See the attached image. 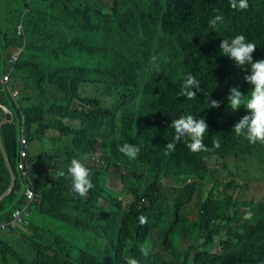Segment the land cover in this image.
<instances>
[{"label":"trees","instance_id":"1","mask_svg":"<svg viewBox=\"0 0 264 264\" xmlns=\"http://www.w3.org/2000/svg\"><path fill=\"white\" fill-rule=\"evenodd\" d=\"M248 3L238 11L229 0H0V104L15 115L1 134L16 175L13 190L0 201V222H9L26 203L29 178L36 192L23 229L7 227L14 242L0 239V264H126L127 256L140 264L264 261V177L255 166L264 144L235 135L234 124L248 112L244 106L233 112L227 101L234 85L248 93L252 85L244 76L250 68L241 71L219 49L224 38L244 34L257 46L254 60L264 58V0ZM217 14L223 22L214 30L209 20ZM188 73L222 102L220 108H210L204 93L178 97ZM16 89L17 100L10 93ZM30 91L44 100L22 104ZM192 113L209 125L204 143L212 150L194 153L182 140L165 156L172 119ZM3 119L10 115L0 106ZM21 128L28 140L26 174L18 166ZM43 137L52 150L42 144L43 153H30L29 143ZM135 141L140 153L129 160L118 146ZM73 158L90 170L94 188L86 197L72 192L70 177L57 175L67 173ZM234 168L240 176L226 180ZM245 178L247 183L236 181ZM10 183L0 149V195ZM202 184L206 191L199 197ZM114 186L116 191L108 189ZM260 190L259 201L235 198ZM209 225L229 226L230 237L215 249L208 248L214 238ZM164 231L172 232L173 242ZM140 245L151 249L148 257Z\"/></svg>","mask_w":264,"mask_h":264},{"label":"clouds","instance_id":"2","mask_svg":"<svg viewBox=\"0 0 264 264\" xmlns=\"http://www.w3.org/2000/svg\"><path fill=\"white\" fill-rule=\"evenodd\" d=\"M229 3L232 9L238 11L246 10L249 7L248 0H229ZM218 22H223V16L220 14L209 20V27L215 30ZM256 47V44L249 42L244 34L235 35L231 39L224 38L219 45L220 53L231 58L235 67L245 72L250 68V74L244 76V80L252 85L248 93L242 92L239 85H234L229 89L227 101L230 109L236 112L241 106H244L248 112L234 124L232 131L237 137L242 136L251 144H264V58L254 60L253 53ZM152 59L155 61L156 58L153 57ZM157 67L159 66L157 65ZM198 92L205 94L209 100L210 108L221 107L222 102L211 99L210 93L201 87V82L193 74L188 73L183 79L180 91L177 93L178 97L193 100L198 96ZM169 127L174 129V136L164 147L165 156L175 152L176 144L182 140L191 152L198 153L212 150L204 143L205 133L209 129L205 118L200 117L198 119L193 113L181 115L179 118L172 119ZM135 143L137 144L136 141ZM213 146L214 148H219V141H214ZM118 151L129 160H135L140 153V148L138 144L126 142L118 146ZM260 161L261 158L258 156L255 166L259 165ZM57 175L59 177H65L66 175L70 177L72 192L81 197H86L88 192L94 188V184L90 179L89 168L77 158H73L70 161L67 173L64 170H60ZM188 181L190 182L191 179H188ZM138 220L141 225L147 224V218L142 214L138 217ZM22 225L23 223L21 222L20 227L14 226L23 229ZM7 227L0 228V231H8ZM227 227L229 226L219 229L218 226H208V230L214 232L213 241L208 245L209 249H215L222 241L230 237V230ZM162 235L169 237V242L174 241L172 232L167 233L164 231ZM216 241L217 243H215ZM139 251L142 256L148 257L151 249L140 245ZM247 254L246 249L243 254L245 263L247 262ZM125 261L126 264H140V261L133 256L125 257ZM260 264H264V261H260Z\"/></svg>","mask_w":264,"mask_h":264},{"label":"rangeland","instance_id":"3","mask_svg":"<svg viewBox=\"0 0 264 264\" xmlns=\"http://www.w3.org/2000/svg\"><path fill=\"white\" fill-rule=\"evenodd\" d=\"M30 93V100L29 101H26L24 98V100H22V104H24V105H33V104H38V103H41L43 100H44V97L42 96V97H40L39 96V94H38V92H36V91H30L29 92ZM22 95H23V97L24 96H26L27 95V92H23L22 93ZM49 95H51V94H49ZM52 99L53 98H51V97H48V101H49V103H52ZM43 103H45L46 105H47V103L48 102H43ZM51 132H52V135L54 136L55 135V130L53 129V130H51ZM47 135V134H46ZM57 135L59 136V143L60 144H64L65 143V140H64V137H62L61 136V132L60 131H58L57 132ZM61 138V139H60ZM51 142V141H50ZM49 141H48V139H47V137L45 138V137H43L42 138V140H34L33 141V143H38V144H43L44 145V147H46L47 145H49L48 147L50 148V151L52 150V148L54 147V144L53 143H50ZM99 146L97 145V147H96V149L98 148ZM47 149V148H46ZM98 150V149H97ZM32 152H34V150H32ZM258 153H259V156H260V158H261V161H260V164H259V169H258V172H257V175L258 176H261V177H264V146L263 147H261V149H259V151H258ZM61 156V155H60ZM57 158H56V156H54V158H53V161L54 160H56ZM207 177L208 178H211V179H214V178H216V174L215 175H213V176H211L210 174H207ZM238 183L239 182H243V183H247L248 182V179L247 178H245V179H241V180H236ZM219 182H217V183H215L214 184V187L212 188L214 191H219ZM254 186H257L259 183H256V182H254V183H252ZM262 185H264V182H262L261 183ZM117 188L118 187H113V188H108L110 191H116L117 190ZM205 191H206V186L204 185V184H202L200 187H199V190H198V196L199 197H201L204 193H205ZM228 191H230V189H228L227 187H226V189H225V194H224V196L226 195V192H228ZM122 192V191H121ZM261 193H262V190H260L255 196H252V197H249V196H238V197H235L237 200H251V199H253V200H255V201H259V200H261ZM228 213L229 214H234L235 213V210H234V208L232 207V208H230V209H228ZM236 215L239 217V215H238V213H236ZM227 224H229V223H227ZM220 225H223L222 223H220ZM15 237H16V235L14 234V233H12V234H10V235H8V233H6V232H3V231H0V239H3V240H5V241H7V242H10V243H12V242H14V240H15ZM215 243H217V241L215 242Z\"/></svg>","mask_w":264,"mask_h":264},{"label":"built area","instance_id":"4","mask_svg":"<svg viewBox=\"0 0 264 264\" xmlns=\"http://www.w3.org/2000/svg\"><path fill=\"white\" fill-rule=\"evenodd\" d=\"M24 31L22 23L18 25V33H22ZM21 53V49L14 52L12 55V61H16ZM9 79V74H6L4 76V82L7 83ZM11 96L17 100V97L19 95V90H10ZM28 144L27 137L24 133L23 128H21L20 133V160H19V168L23 171L24 174L27 173V162L26 157L28 155V151L26 149V146ZM23 193L26 197V203L22 207L16 208L12 214H11V221L10 222H0V228H6L8 225H16L21 226V222L23 220V215L28 213L29 204L35 199L36 192H35V186L34 182L31 178H29L28 182H25V187L23 190Z\"/></svg>","mask_w":264,"mask_h":264},{"label":"water","instance_id":"5","mask_svg":"<svg viewBox=\"0 0 264 264\" xmlns=\"http://www.w3.org/2000/svg\"><path fill=\"white\" fill-rule=\"evenodd\" d=\"M0 106L7 114L10 115V119L9 120L3 119V120L0 121V149H1V152H2V154L4 156V158H5V162H6L7 168L9 170V172H10V175H11V183H10L9 187L7 188V190L4 193H2L0 195V201H2L13 190V188L15 186V182H16V175H15V172H14L12 166H11L9 157H8L7 152L5 150V147H4V143H3V140H2V134H1V129H2V125L7 123L8 121L9 122H13L14 118H15V115H14L13 111L10 110L7 106L2 105V104H0Z\"/></svg>","mask_w":264,"mask_h":264},{"label":"crops","instance_id":"6","mask_svg":"<svg viewBox=\"0 0 264 264\" xmlns=\"http://www.w3.org/2000/svg\"><path fill=\"white\" fill-rule=\"evenodd\" d=\"M33 141H31L29 143V151H30V153H32V150H34L33 153H36L39 156L40 153H43V150H41L42 149V145L41 144H38V143H33ZM234 169H235V173L234 174L231 175V172L230 173H227V174H224V178L226 180H232V179L240 176L239 169L238 168H234ZM261 181L264 182V180H261ZM232 188L233 187L231 185L229 187V189L231 190ZM4 232L8 233V231H4ZM10 234H12V233H8V235H10Z\"/></svg>","mask_w":264,"mask_h":264}]
</instances>
